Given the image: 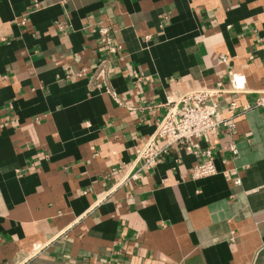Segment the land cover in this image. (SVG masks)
Wrapping results in <instances>:
<instances>
[{
  "label": "crops",
  "instance_id": "obj_1",
  "mask_svg": "<svg viewBox=\"0 0 264 264\" xmlns=\"http://www.w3.org/2000/svg\"><path fill=\"white\" fill-rule=\"evenodd\" d=\"M219 82L218 173L175 143L126 179L168 103ZM263 97L264 0H0V264H264Z\"/></svg>",
  "mask_w": 264,
  "mask_h": 264
},
{
  "label": "built area",
  "instance_id": "obj_2",
  "mask_svg": "<svg viewBox=\"0 0 264 264\" xmlns=\"http://www.w3.org/2000/svg\"><path fill=\"white\" fill-rule=\"evenodd\" d=\"M100 34L105 37V50L108 54L117 57L120 47L110 43V34L107 28L100 29ZM107 59L91 68V79L106 80L109 74ZM219 62L227 63L228 58L220 55ZM82 71L78 72L81 75ZM100 86L99 83L96 84ZM224 92L222 83H217L213 88H201L184 92L177 105L168 103L164 115L159 119L153 135L141 147L136 163L139 165L136 171L126 176V179H136L141 171L153 168L175 143H191L198 155L202 157L201 163L193 168L192 177L202 178L218 173L214 164L210 149H202L198 141L205 136L216 133L221 127L234 128L231 119H225L220 114L216 97ZM264 105V97L259 101ZM236 104L231 102L229 108L233 110ZM245 110V109H244ZM193 141V142H192ZM232 154L237 153L234 143L230 145Z\"/></svg>",
  "mask_w": 264,
  "mask_h": 264
}]
</instances>
